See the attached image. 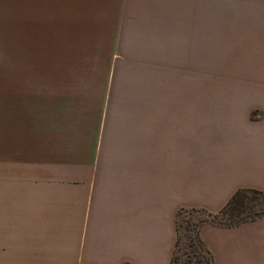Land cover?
Masks as SVG:
<instances>
[{
    "label": "crops",
    "instance_id": "0c3cea01",
    "mask_svg": "<svg viewBox=\"0 0 264 264\" xmlns=\"http://www.w3.org/2000/svg\"><path fill=\"white\" fill-rule=\"evenodd\" d=\"M109 56L50 72L109 74ZM24 84L0 91V264H171L180 208L264 192V98L110 111L108 76L43 96ZM199 236L214 264H264V217Z\"/></svg>",
    "mask_w": 264,
    "mask_h": 264
},
{
    "label": "rangeland",
    "instance_id": "374dc122",
    "mask_svg": "<svg viewBox=\"0 0 264 264\" xmlns=\"http://www.w3.org/2000/svg\"><path fill=\"white\" fill-rule=\"evenodd\" d=\"M106 52L109 74L50 72ZM106 76L110 111H134L139 97L261 102L264 0H0V91L33 81L43 96L48 82L56 92ZM200 216L181 213L177 263Z\"/></svg>",
    "mask_w": 264,
    "mask_h": 264
},
{
    "label": "trees",
    "instance_id": "16d2710c",
    "mask_svg": "<svg viewBox=\"0 0 264 264\" xmlns=\"http://www.w3.org/2000/svg\"><path fill=\"white\" fill-rule=\"evenodd\" d=\"M185 209L201 213V218H197V220H194L186 227L190 231L186 245L187 251L185 250L189 258L177 263L176 253L181 234L180 216ZM262 217H264V192L256 189L237 190L230 200L217 212H210L203 208H180L176 217L177 239L171 264H214L211 253L199 236V231L203 225L213 223L231 226ZM216 218L225 219V221H217Z\"/></svg>",
    "mask_w": 264,
    "mask_h": 264
}]
</instances>
